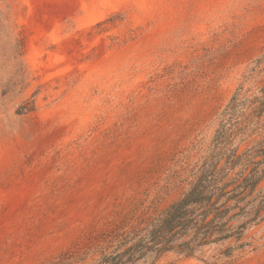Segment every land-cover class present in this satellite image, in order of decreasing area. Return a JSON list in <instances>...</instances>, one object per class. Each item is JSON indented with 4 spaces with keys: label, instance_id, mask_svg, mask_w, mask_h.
Masks as SVG:
<instances>
[{
    "label": "rangeland",
    "instance_id": "1",
    "mask_svg": "<svg viewBox=\"0 0 264 264\" xmlns=\"http://www.w3.org/2000/svg\"><path fill=\"white\" fill-rule=\"evenodd\" d=\"M263 54L264 0H0V264H54L178 199Z\"/></svg>",
    "mask_w": 264,
    "mask_h": 264
},
{
    "label": "trees",
    "instance_id": "2",
    "mask_svg": "<svg viewBox=\"0 0 264 264\" xmlns=\"http://www.w3.org/2000/svg\"><path fill=\"white\" fill-rule=\"evenodd\" d=\"M262 64L264 54L249 76ZM247 79L217 110L210 144L178 199L66 250L54 264H157L168 254L218 264L263 251L264 84L247 86Z\"/></svg>",
    "mask_w": 264,
    "mask_h": 264
}]
</instances>
